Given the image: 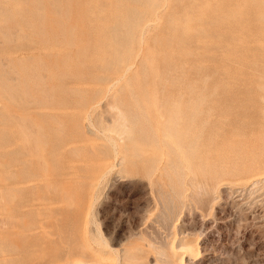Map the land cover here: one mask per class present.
Instances as JSON below:
<instances>
[{
    "label": "rangeland",
    "instance_id": "rangeland-1",
    "mask_svg": "<svg viewBox=\"0 0 264 264\" xmlns=\"http://www.w3.org/2000/svg\"><path fill=\"white\" fill-rule=\"evenodd\" d=\"M0 23V264H264V175H222L263 146L264 0H0Z\"/></svg>",
    "mask_w": 264,
    "mask_h": 264
},
{
    "label": "bare ground",
    "instance_id": "bare-ground-1",
    "mask_svg": "<svg viewBox=\"0 0 264 264\" xmlns=\"http://www.w3.org/2000/svg\"><path fill=\"white\" fill-rule=\"evenodd\" d=\"M55 1V0H54ZM57 1V0H56ZM71 1H69V6H71V3H70ZM54 4H57V2L56 3H53V6H54ZM67 4V3H66ZM59 6V5H58ZM60 7V6H59ZM67 9H69L70 10V7H68ZM63 10V9H62ZM62 10H58L57 12H59V13H63V14H66V15H70V14H72V11L70 10V11H62ZM2 11V10H1ZM34 11V10H33ZM3 12V11H2ZM56 12V11H55ZM29 13H34V12H31V11H29ZM39 13V12H38ZM35 14V13H34ZM45 14V13H44ZM68 18V17H67ZM68 21V20H67ZM65 22V21H64ZM1 24V23H0ZM64 25L62 26V25H58V27H59V29L62 31V35H63V31L65 30V23H63ZM71 25V24H70ZM62 26V27H61ZM134 27V26H133ZM33 29H34V31L36 32V35L37 36H42V37H46V39L48 38V34L46 33L47 31H46V28L44 27V25H40V27H39V25L38 24H36V22L34 23V25H33ZM68 30V29H67ZM70 32L73 34V33H75V28L74 27H71L70 29ZM66 31V30H65ZM55 35V34H54ZM57 35V34H56ZM71 40H74V38H72ZM75 41V40H74ZM74 41L73 42H71V44H73L74 43ZM70 44V43H69ZM75 46V45H74ZM65 47V46H64ZM130 47V46H129ZM151 48V47H150ZM150 51V50H149ZM144 53V52H143ZM146 55V54H145ZM147 56V55H146ZM150 56V55H149ZM121 59H117L116 60V65L118 66V67H120L121 69H120V72H118L117 73V76L121 73V71H122V69L124 68V67H126V68H128V70L127 71H130V67L128 66V63L126 64V62H128L129 61V56H126V58L125 57H120ZM148 59H150V58H148ZM18 60V59H17ZM128 60V61H127ZM152 60V59H151ZM150 60V61H151ZM151 63V62H150ZM150 63H149V65H150ZM148 64V63H147ZM153 64V63H152ZM153 66V65H152ZM151 66V67H152ZM151 67H150V69H151ZM146 68H147V65H146ZM149 68V67H148ZM153 68H154V66H153ZM152 68V69H153ZM150 69H148V71L150 70ZM155 69V68H154ZM151 71V70H150ZM157 72V71H156ZM134 73V72H133ZM152 73V72H151ZM34 76V75H33ZM39 76V75H38ZM41 76V75H40ZM137 77V76H136ZM25 78V81H26V84H27V79L26 78H28V77H24ZM137 79V78H136ZM151 80V79H150ZM155 80V79H154ZM38 81V83H39V80H37ZM30 83V82H29ZM37 83V84H38ZM40 83H41V81H40ZM150 83V82H149ZM7 84V83H6ZM150 84H152V83H150ZM38 86V85H37ZM36 86V87H37ZM259 86V88L261 87L262 88V90H263V87H262V85L260 86V85H258ZM153 87V86H152ZM43 88H45V87H43ZM42 88V89H43ZM154 88V87H153ZM138 89V88H137ZM38 90V89H37ZM44 90H46V89H44ZM137 91H140L139 89L137 90ZM264 91V90H263ZM40 92V91H39ZM152 92V91H151ZM260 92V91H259ZM38 93V92H37ZM43 93V92H42ZM47 92L45 91V94H46ZM44 94V93H43ZM261 94V93H260ZM259 94V95H260ZM262 94H264V92L262 93ZM35 95H37V94H35ZM43 96V95H42ZM125 95H123V97H124ZM33 97V96H32ZM123 97H121V98H123ZM261 97V96H260ZM259 97V98H260ZM27 98V97H26ZM25 98V99H26ZM38 98V97H37ZM44 98V97H43ZM126 97H124V99H125ZM129 97L127 96V99H128ZM18 99H20L21 100V98H20V96L18 97ZM24 99V100H25ZM30 99V98H29ZM33 99V98H32ZM40 99H42V98H40ZM39 99V100H40ZM15 100H17V99H15ZM26 100H28V98L26 99ZM25 100V102H27ZM31 100V99H30ZM29 100V101H30ZM35 100H37V99H35ZM34 100V101H35ZM44 100H46L45 98H44ZM44 100H42V104L40 103V101H38V103H40L39 104V107H41L40 105H42L43 106V103H44ZM261 100L263 101V105H264V97H261ZM19 101V100H18ZM23 101V100H22ZM19 102H21V101H19ZM32 102V101H31ZM30 102V103H31ZM49 102V101H48ZM18 103V102H17ZM28 103L29 102H27V104L26 105H28ZM46 103V102H45ZM121 103V102H120ZM139 103V102H138ZM36 104H37V102H36ZM119 104V103H118ZM137 104V103H136ZM25 104H23L22 106H24ZM25 105V106H26ZM34 105V104H33ZM47 105V104H46ZM121 105V104H120ZM19 106H21V105H19ZM19 106L17 107L16 106V108H19ZM35 106H38V105H34V107ZM135 106H138V105H135ZM27 107V106H26ZM44 107V106H43ZM119 107V106H118ZM121 107V106H120ZM25 108V107H24ZM23 108V109H24ZM28 108H30V106H28ZM45 108H46V106H45ZM20 109H21V107H20ZM40 109H42V108H40ZM123 109V108H122ZM14 110H16V109H14ZM28 110V109H27ZM124 110V109H123ZM19 111V110H18ZM16 112V115H17V113H20V112ZM14 112V111H13ZM118 112H119V110H118ZM118 114H122V112H121V110H120V112L118 113ZM124 114V113H123ZM134 114V113H133ZM13 115V114H12ZM14 115H15V113H14ZM15 115V116H16ZM131 115V114H130ZM138 115H140V114H138ZM200 115V112L199 113H197L196 114V117H198ZM18 117H19V115H17ZM16 116V117H17ZM27 115H24L23 116V118L24 117H26ZM29 116V115H28ZM135 117H136V115H134ZM156 116V115H155ZM9 117V116H8ZM17 117V118H18ZM30 117V116H29ZM29 117H26V119H23L24 121L25 120H28V118ZM120 117V116H119ZM128 118L129 119V117H127V116H124V115H122V119L123 118ZM15 119L14 118V120H15V124H16V126L15 127H18L19 129H17L18 130V132H17V135H16V133H14L15 134V136L17 137H15L16 138V140L18 141V142H20V141H22V140H25L26 138H27V135H26V130H25V132L23 131V129L24 128H22L23 126H21L18 122H19V120H21L22 119V116L21 117H19V118H21V119ZM121 118V117H120ZM134 118V117H133ZM138 118V117H137ZM137 118L135 119L134 118V125L136 124L135 123V121H137ZM30 119V118H29ZM33 119H34V117H33ZM132 119V118H131ZM139 119H141V118H138V122H137V126H133V127H131V125H130V123H133V122H130V119L129 120H125V121H123V123H116L117 124V128H119V130H124V131H126V130H128V131H130V132H136V134L138 133V136L136 137V139H134V140H132L131 142H130V144H132L131 146H135L138 142H139V140H142L143 139V135L141 134L142 132H147V127H149V124L147 123V121L145 120V119H143L142 121H140ZM16 120H18L17 121V123L19 124H17L16 123ZM31 121V120H30ZM21 122V121H20ZM130 122V123H129ZM23 123V122H22ZM14 124V125H15ZM18 125V126H17ZM28 125H29V123H28ZM152 125V124H151ZM31 126V125H30ZM29 126V127H30ZM34 126V125H33ZM26 128H27V126H26ZM29 131V130H28ZM32 131V130H31ZM30 131V132H31ZM16 132V131H15ZM33 133V132H32ZM35 134H36V132H35ZM34 136V135H33ZM251 139V142L253 143L254 141H256V140H261L262 142H263V146L261 147V148H254V147H252L249 151H247V149H245L244 148V145H245V143L246 142H244L243 144H240V146L238 147H236V154H237V157H241L242 158V160H244L243 161V163L240 165V164H235V165H233L232 166V168L231 169H228V170H222L223 172H222V175H224V176H227V177H234V178H244V179H246V180H252V179H254V178H257L256 180H253V181H251L250 183H252V185L254 184V183H256V182H258V181H261V176L262 175H264V135H262V134H260V135H256V134H253L252 135V137H250ZM30 143V142H29ZM140 145V144H139ZM197 145V144H196ZM21 146H23V145H20V148L19 149H21L22 147ZM24 147V146H23ZM18 152V151H17ZM16 152V153H17ZM19 152H20V150H19ZM194 153L192 154V156H191V158L193 157H196L197 155H198V151L197 150H194L193 151ZM22 153V154H21ZM28 154H30L28 151H26L25 153H24V151L22 152V150H21V152L19 153V155H20V157L21 156H25V157H30V156H28ZM30 155H32V154H30ZM208 161H206V162H204V164H202V165H206V163H207ZM28 163V162H27ZM27 163H25L26 165H28L29 167H30V165L29 164H27ZM32 163V162H31ZM202 163V162H201ZM209 163V162H208ZM34 164V163H33ZM26 165H25V167H26ZM32 168H33V166H31ZM31 169V168H30ZM27 170H29V168H27ZM32 171V170H31ZM30 171V172H31ZM30 172H29V174H30ZM26 173H28V171H26ZM210 173H219V171L217 172V170H215V169H212L211 170V172ZM31 174H32V172H31ZM30 174V175H31ZM33 174H34V172H33ZM220 175H221V172H220ZM203 176H205V174L203 175ZM206 177V176H205ZM205 188H206V190L209 188L206 184H205ZM212 188V187H211ZM213 191V190H212ZM2 200V199H1ZM172 251H171V253H172V255H169L166 251L164 252H162L163 253V255H165L167 258H174V257H176L177 256V254H183V255H191L192 254V252H193V250H194V248L191 246V245H189V244H183V245H181L180 247H175L174 245H173V247H172V249H171ZM160 256V255H159ZM183 259H181L180 260V262H179V264H184L183 263V261H182ZM86 263H88V261L87 260H84V259H81V260H78V261H76L75 263H73V264H86ZM65 264H72V263H65Z\"/></svg>",
    "mask_w": 264,
    "mask_h": 264
}]
</instances>
